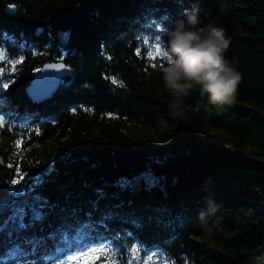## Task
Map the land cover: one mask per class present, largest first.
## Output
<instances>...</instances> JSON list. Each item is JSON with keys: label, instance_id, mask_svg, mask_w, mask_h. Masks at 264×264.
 Segmentation results:
<instances>
[{"label": "trees", "instance_id": "obj_1", "mask_svg": "<svg viewBox=\"0 0 264 264\" xmlns=\"http://www.w3.org/2000/svg\"><path fill=\"white\" fill-rule=\"evenodd\" d=\"M193 8L225 29L226 57L242 75L231 105L198 90L186 100L188 121L224 129L225 147L172 114L167 60L148 58L149 39L159 34L165 52L164 29ZM0 47L18 63L0 91V176L16 189L18 165L22 183L42 182L9 207L3 221L24 206L31 227L6 225L0 262L42 264L100 241L125 261L134 247L177 264L264 258V0H0ZM60 61L72 77L35 103L26 92L35 74ZM150 129L162 147L139 138ZM37 197L46 217L33 222ZM209 202L210 234L198 220Z\"/></svg>", "mask_w": 264, "mask_h": 264}, {"label": "clouds", "instance_id": "obj_2", "mask_svg": "<svg viewBox=\"0 0 264 264\" xmlns=\"http://www.w3.org/2000/svg\"><path fill=\"white\" fill-rule=\"evenodd\" d=\"M164 32L168 61L160 69V77L171 97L172 114L181 118L187 98L196 90L213 106L231 105L242 75L226 57L231 39L225 29L205 24L198 9L193 8L172 20ZM215 210L209 202V208L198 217L209 234ZM257 264H264V258H257Z\"/></svg>", "mask_w": 264, "mask_h": 264}, {"label": "rangeland", "instance_id": "obj_3", "mask_svg": "<svg viewBox=\"0 0 264 264\" xmlns=\"http://www.w3.org/2000/svg\"><path fill=\"white\" fill-rule=\"evenodd\" d=\"M157 36L160 37V35L158 34ZM156 35L152 36L151 39H149V43L152 45L151 47V53L153 54V56L155 55V45H159L160 46V49L162 51V42H161V39L159 40H156ZM0 55H2L4 57L3 61H0V65H4L3 67L1 68H4V74L2 76H0V89L1 90H4L5 88H3V85L5 83H8V80L9 79H13L11 78L13 76V74L17 71V67H18V63L15 64V72L12 71V68H11V64H12V61H10L7 57V51H5L4 49H2L0 47ZM156 56V55H155ZM154 56V58H155ZM185 113V112H184ZM2 116V115H0ZM189 117L187 114H184V121L183 123L186 125L187 128H189L190 130H192L191 132L193 133V135H196V137L200 140V141H203L204 143H213L215 145H220L222 147H225L228 145V142H225L224 141H221V140H216V138H223L225 137L224 139L227 140L229 138V135L226 133V131L224 129H222L221 127H214L210 130H202L200 126H194L191 121L189 122ZM5 122V119L3 121V124ZM132 132H134V129H131ZM156 132L155 131H152V129L148 130L147 133H139V138L142 139L145 143H147V147H149L150 149L151 148H155V147H162L163 146V140L162 138L158 137ZM23 161V160H21ZM19 170L20 172L22 171V169L20 168L19 166ZM22 173V172H21ZM23 174V182H24V176L26 177V174L22 173ZM20 183V185H17L16 189H14L12 192H16V193H19V192H32V191H35V186L41 184L42 182L40 180H37V181H40L39 183L35 182L33 185H26L24 183ZM26 186V187H25ZM11 192V193H12ZM19 197V196H17ZM109 248L112 249V256L111 258L112 259H116L119 264H126V261L125 259L123 258H120L117 254H116V249L115 247L112 245V244H109L107 243L106 244ZM136 248V247H134ZM138 249V248H137ZM77 252L71 254V255H75ZM132 252H131V255H130V258H132ZM139 257L138 259L134 260L133 261V264H143L144 260L147 259V256L142 254L141 251L139 252ZM148 256H152V260L148 262V264H177L173 259H170V258H166V257H159L157 255H148ZM128 259V260H129ZM61 261V260H60ZM60 261H56V260H49L47 261L46 263H43V264H60ZM62 261H64V264H69V261H68V257L63 259ZM5 264V262L3 263ZM12 264H16V263H12ZM35 264V263H34ZM72 264H77L76 261H73ZM79 264H105V257L104 256H101L100 259H96L94 261L92 260H88L86 258H81L79 260Z\"/></svg>", "mask_w": 264, "mask_h": 264}, {"label": "snow or ice", "instance_id": "obj_4", "mask_svg": "<svg viewBox=\"0 0 264 264\" xmlns=\"http://www.w3.org/2000/svg\"><path fill=\"white\" fill-rule=\"evenodd\" d=\"M10 7H13L10 5ZM160 37L157 36L156 40H159ZM147 39H145V43H147ZM139 50L137 51V55H139ZM155 55L156 56H163L168 61V57L166 55V52H162L160 49V46L157 44L155 45ZM149 59H154V56L151 52L148 53ZM4 57L0 55V61H3ZM22 62V60L20 61ZM17 62L13 61L11 64L12 71L15 72V64ZM4 68H0V76L4 74ZM115 83V81H113ZM9 85L5 83L3 85V88L7 89ZM4 117L0 116V126H3ZM9 167H12V165H8ZM16 177L12 179L11 184L13 186L20 185L21 181L23 180V174L19 170V166L16 167ZM26 187V186H25ZM11 195L13 197L17 196H25V192H12ZM38 201V205L36 207H32L31 211L33 215L31 216V220L33 222L36 221H42L46 217V208H47V201L42 200L41 198H36ZM4 206L0 205V214L3 213ZM28 219V209L24 206L15 207L13 206L11 209V215L8 217L5 221H0V234L4 232V229L8 223H16L18 224V227L20 230H26L27 228L31 227L30 224L26 223V220ZM140 250L137 248H132V258L126 261V264H133V261L140 258L139 257ZM155 255V253H153ZM101 256L105 257V264H119V262L116 259H112V249L109 248L103 241L98 242L95 246H88L87 249H79L78 252L75 255L68 256L69 264H72L73 261H76L77 264H79V260L81 258H86L88 260H96L100 259ZM152 260V256H147V259L144 260L143 264H148L149 261ZM0 264H3V262H0ZM25 264H28L26 261ZM34 264V262H32ZM60 264H64V261H60Z\"/></svg>", "mask_w": 264, "mask_h": 264}, {"label": "water", "instance_id": "obj_5", "mask_svg": "<svg viewBox=\"0 0 264 264\" xmlns=\"http://www.w3.org/2000/svg\"><path fill=\"white\" fill-rule=\"evenodd\" d=\"M14 8H7L12 11ZM73 75L72 69L64 62L46 64L35 76L27 88V95L37 103L44 102L52 98L59 90L62 82ZM14 201L9 192L6 181L0 176V205L4 206L3 213L0 214V221L6 216V211Z\"/></svg>", "mask_w": 264, "mask_h": 264}]
</instances>
